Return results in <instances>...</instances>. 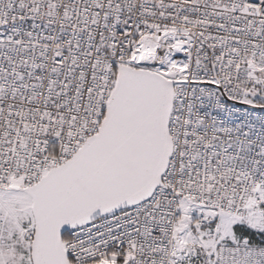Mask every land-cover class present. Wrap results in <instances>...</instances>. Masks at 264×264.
I'll list each match as a JSON object with an SVG mask.
<instances>
[{"label":"snow or ice","instance_id":"1","mask_svg":"<svg viewBox=\"0 0 264 264\" xmlns=\"http://www.w3.org/2000/svg\"><path fill=\"white\" fill-rule=\"evenodd\" d=\"M0 264H264V0H0Z\"/></svg>","mask_w":264,"mask_h":264}]
</instances>
